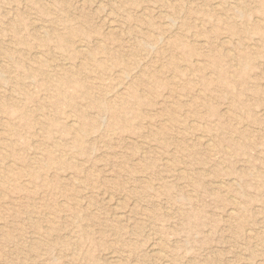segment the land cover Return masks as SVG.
<instances>
[{"label": "rangeland", "instance_id": "rangeland-1", "mask_svg": "<svg viewBox=\"0 0 264 264\" xmlns=\"http://www.w3.org/2000/svg\"><path fill=\"white\" fill-rule=\"evenodd\" d=\"M0 264H264V0H0Z\"/></svg>", "mask_w": 264, "mask_h": 264}, {"label": "bare ground", "instance_id": "bare-ground-1", "mask_svg": "<svg viewBox=\"0 0 264 264\" xmlns=\"http://www.w3.org/2000/svg\"><path fill=\"white\" fill-rule=\"evenodd\" d=\"M108 28V27H107ZM39 56V55H38ZM198 62V61H197ZM209 141V140H208Z\"/></svg>", "mask_w": 264, "mask_h": 264}]
</instances>
